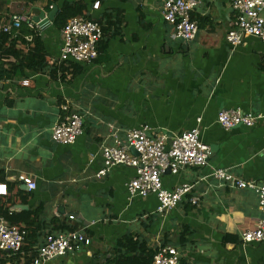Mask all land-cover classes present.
<instances>
[{
  "label": "crops",
  "instance_id": "obj_1",
  "mask_svg": "<svg viewBox=\"0 0 264 264\" xmlns=\"http://www.w3.org/2000/svg\"><path fill=\"white\" fill-rule=\"evenodd\" d=\"M165 1H2L6 6L4 12L0 8V23L6 17L4 25L10 17L30 18L23 29L40 38L47 67L0 79V197L15 201L7 218L0 217L11 225L21 212L35 211L38 235L35 243L28 241L33 244L27 251L26 245L15 255L0 251V264H27L46 234L59 232L54 231L58 226L85 233L90 244L43 264H108L124 237L150 251L175 248L179 264H264V242L239 243L241 234L261 218L257 196L211 177L225 169L264 184V120L231 130L216 121L222 110L264 115V44L251 37L238 47L227 43L235 13L225 0H201L191 13L198 26L195 38L172 40V28L162 17ZM77 2L86 6L85 18L105 27L104 39L93 64H58L61 30L54 20L41 29L32 18ZM5 64L7 70L18 66ZM72 64L79 73L67 69ZM66 104L84 115V130L73 144L60 145L52 141L51 130ZM196 127L212 155L204 168L162 175L167 190L192 188L165 216L156 214L153 196L129 200L126 186L135 175L133 168L116 166L96 177L103 169L101 149L112 144V130L120 138L143 128L150 136L165 132L172 137ZM21 175L35 182L34 191L22 189ZM194 197L198 202L191 205ZM15 206L25 208L13 210ZM226 235L238 242H224Z\"/></svg>",
  "mask_w": 264,
  "mask_h": 264
},
{
  "label": "built area",
  "instance_id": "obj_2",
  "mask_svg": "<svg viewBox=\"0 0 264 264\" xmlns=\"http://www.w3.org/2000/svg\"><path fill=\"white\" fill-rule=\"evenodd\" d=\"M235 13L231 29L226 35L227 43L232 47L242 45L246 37L259 40L264 44V0H225ZM201 3V0H166L162 7L163 20L172 28L171 39L182 42L193 40L198 32L196 21L191 13ZM95 6H98L96 4ZM31 19L26 16L9 18V23L0 27L3 33L19 30L23 24H30ZM62 43L59 51L58 64L78 63L91 65L98 58V45L102 39V25L95 20L75 17L70 19L61 30ZM62 116L52 127V141L60 145H71L83 134L84 115L69 105H62ZM264 120L263 114L245 112L241 109L222 110L217 115V123L224 130L235 127L252 128ZM200 123V119L198 120ZM111 145L101 149L103 169L97 178L103 177L113 167H131L135 171L134 177L126 186L129 200L134 198L146 199L155 197L158 205L156 214L165 216L175 209L179 203L191 192V186H180L173 190L164 188L162 175L169 171L178 174L189 167L204 168L208 165L212 155L208 145L200 140L199 128L172 136L169 150L165 148L168 137L162 133L147 136V129L129 130L125 138H120L116 131L111 132ZM133 149L136 155L131 153ZM216 181L224 183L231 189L249 190L258 198L257 208L261 213L256 227L241 234L239 243L247 245L264 242V184L245 181L225 169H217L211 173ZM19 181L28 191L36 189L35 182L27 176L21 175ZM198 198L190 200L196 205ZM73 220L72 216H69ZM26 232L9 225L0 217V251L15 255L22 249ZM90 239L80 231L50 232L43 239L42 244L35 251L34 264H43L88 246ZM179 252L169 246H159L153 256L152 264H179Z\"/></svg>",
  "mask_w": 264,
  "mask_h": 264
},
{
  "label": "trees",
  "instance_id": "obj_3",
  "mask_svg": "<svg viewBox=\"0 0 264 264\" xmlns=\"http://www.w3.org/2000/svg\"><path fill=\"white\" fill-rule=\"evenodd\" d=\"M27 3H32L33 0H25ZM86 14V6L81 2L73 3V4H63L62 7L57 11L53 25L56 29L62 30L66 23L75 17H84ZM98 22V21H97ZM99 23V22H98ZM101 24V23H100ZM102 25V24H101ZM19 30H13L11 33H3L0 31V79L4 76L10 77L11 74L21 75L24 70L29 71H44L47 67V59L43 56V48L41 45L40 38L36 35L32 30H25L23 27L25 25H21ZM103 35L102 39L98 45V52H100V45L104 39V32L106 31L105 27L102 25ZM32 35V41H26L27 35ZM14 59V63L5 64L4 61ZM96 61V60H95ZM94 61V62H95ZM93 62V63H94ZM72 63V62H70ZM4 64L7 67L16 66L13 70L8 68H4ZM64 65V64H62ZM67 66V65H66ZM67 69H71L74 73H79L80 70L74 64L71 65ZM55 72V71H54ZM62 76H64L63 68H61ZM3 179V173L0 170V180ZM17 194H21L18 192ZM19 196V195H18ZM15 203L11 198L7 199L3 202V198L0 197V216L3 215L7 218V212L10 206ZM22 215L17 221L20 224H24V226L19 225L16 220H10L11 225L16 228L23 230L26 232V237L22 246L26 245V251L31 248V245L36 242L37 234H35L36 229L34 226L36 225V212L28 211L21 212ZM17 216V215H16ZM9 218V217H8ZM11 219V218H10ZM10 224V223H9ZM37 228V227H36ZM54 231L59 232H70L74 231L72 228L68 226H58L54 227ZM31 244L28 242L33 241ZM224 242H233L237 243L238 239L234 236L226 235L224 237ZM156 251L147 250L145 244L138 243L132 237H124L122 241L118 244L117 254L115 258L111 261H108V264H152L153 256ZM33 255L31 259H28L27 264H29V260L32 261Z\"/></svg>",
  "mask_w": 264,
  "mask_h": 264
},
{
  "label": "water",
  "instance_id": "obj_4",
  "mask_svg": "<svg viewBox=\"0 0 264 264\" xmlns=\"http://www.w3.org/2000/svg\"><path fill=\"white\" fill-rule=\"evenodd\" d=\"M57 7L56 6H53L52 7V10L50 11V13L47 15V16H44L43 13H41L39 16H35L32 18V21L34 24L37 25V27L43 29L45 27H48L54 20V17H55V14L57 12ZM162 134L166 135L168 137V144L165 148V151L167 152L169 150V143H170V139H171V135L168 134V133H165L163 132ZM148 137H150V135H147ZM131 153L136 155L135 151L133 149H131ZM169 172V171H168ZM22 189L23 190H27L26 189V186H22ZM14 209L13 210H21L22 208H25L23 206H15L13 207Z\"/></svg>",
  "mask_w": 264,
  "mask_h": 264
},
{
  "label": "rangeland",
  "instance_id": "obj_5",
  "mask_svg": "<svg viewBox=\"0 0 264 264\" xmlns=\"http://www.w3.org/2000/svg\"><path fill=\"white\" fill-rule=\"evenodd\" d=\"M2 1H4V0H0V8H1V10H2V12H4V9H5V6L6 5H4V3L2 2ZM2 4V5H1ZM7 19H8V17H6ZM1 20H2V18H0ZM7 19H5L4 20V22H2V23H0L1 25H4L5 23H6V21H7Z\"/></svg>",
  "mask_w": 264,
  "mask_h": 264
}]
</instances>
